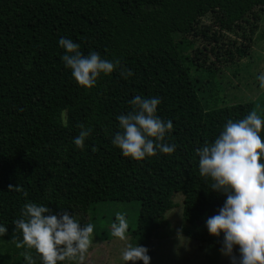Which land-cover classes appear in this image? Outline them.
I'll return each instance as SVG.
<instances>
[{
	"label": "trees",
	"instance_id": "1",
	"mask_svg": "<svg viewBox=\"0 0 264 264\" xmlns=\"http://www.w3.org/2000/svg\"><path fill=\"white\" fill-rule=\"evenodd\" d=\"M254 7L263 9L264 0H0V225L8 229L0 235V264H26L25 252L42 264L35 249L17 246L23 235L14 221L24 218L26 203L52 214L66 210L83 226L101 202H139L138 222L128 231L147 242L180 194L181 232L223 243V232L210 234L206 220L227 194L200 176L196 149L255 104L204 105L194 72L205 68L211 76L213 68L192 57L186 35L218 10L232 24ZM61 37L85 56L95 51L120 65L92 89L81 87L62 60ZM125 69L134 75L124 78ZM137 95L161 100L157 115L173 122L165 138L176 145L173 153L136 161L112 144L121 131L117 117L133 110L129 101ZM81 123L91 129L83 149L74 143ZM259 135L264 142V123Z\"/></svg>",
	"mask_w": 264,
	"mask_h": 264
},
{
	"label": "clouds",
	"instance_id": "2",
	"mask_svg": "<svg viewBox=\"0 0 264 264\" xmlns=\"http://www.w3.org/2000/svg\"><path fill=\"white\" fill-rule=\"evenodd\" d=\"M59 45L66 50L62 56L65 65L71 69L72 76L79 86L92 89L101 74L111 75L120 65L101 58L93 51L85 56L80 45L71 39L61 37ZM124 78L134 73L121 71ZM260 87L264 89V73L258 76ZM129 103L133 110L117 117L118 131L112 144L117 146L125 157L142 161L157 152L171 154L176 145L165 143L168 133L173 130L171 119L164 121L157 115L159 98L135 96ZM264 121L256 111L250 112L244 119L233 122L228 120L223 132L211 144L196 149L199 156V174L210 178V187L227 194L224 205L218 214L206 220L210 234L219 237L224 234V247L221 252L231 257L233 264H264V142L259 133ZM79 135L74 138L75 145L83 149L85 139L91 135V129L79 124ZM22 191L9 185V190ZM24 196L28 193L24 192ZM24 218L14 221L16 230L22 232L23 242L18 247L35 249L42 264H58L64 261H77L84 264L86 253L92 242L95 225L83 224L72 213L62 210L52 214L51 209L36 203L23 206ZM117 223L111 225V235L121 241H127L126 232L129 223L125 214L116 213ZM8 229L0 225V235ZM239 246V257L234 247ZM148 248L126 243L121 259L127 262L143 261L150 264ZM26 264H36L32 255L25 252Z\"/></svg>",
	"mask_w": 264,
	"mask_h": 264
},
{
	"label": "rangeland",
	"instance_id": "3",
	"mask_svg": "<svg viewBox=\"0 0 264 264\" xmlns=\"http://www.w3.org/2000/svg\"><path fill=\"white\" fill-rule=\"evenodd\" d=\"M221 12L199 18L186 35L185 44L192 57L213 68L211 76L205 68L195 70L199 95L203 104L211 107L254 101V111L264 119V89L258 80L264 73V8H252L232 24ZM170 200L176 206L165 213L147 242L133 240L129 231L127 241L111 235V225L117 223L118 212L125 214L129 228L136 225L139 202H101L94 212L87 213L86 220L95 228L84 264H125L121 255L126 243L147 247L150 264H233L231 257L221 252L224 243L218 246L199 242L181 232L184 196L176 194ZM234 254L240 255L238 245ZM61 264H77V261L66 260Z\"/></svg>",
	"mask_w": 264,
	"mask_h": 264
}]
</instances>
